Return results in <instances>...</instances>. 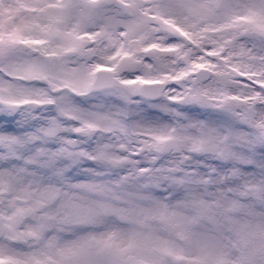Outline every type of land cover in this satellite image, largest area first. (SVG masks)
Segmentation results:
<instances>
[{
	"label": "rangeland",
	"instance_id": "1",
	"mask_svg": "<svg viewBox=\"0 0 264 264\" xmlns=\"http://www.w3.org/2000/svg\"><path fill=\"white\" fill-rule=\"evenodd\" d=\"M261 2L0 0V113L18 117L17 109L23 105L35 109L46 136L40 149L53 145L57 158L82 160V167L94 172L89 181L114 191L135 194L162 178L192 181L186 186L197 188L199 181L209 178L174 173V162L195 168L207 158L214 162L206 166L239 172L254 159L256 169L248 166L243 171L255 175H236L237 181L230 183L247 191L240 203L259 198L264 160L254 148L264 142L260 91L264 90V26L255 20L264 19ZM112 30L121 35L135 31L138 43L119 47L122 56L117 58L113 50L100 45V37ZM17 40L36 47L38 55L17 54ZM50 46L71 50L47 55L43 49ZM100 68L112 72L114 85L93 92L91 84ZM200 68L212 77L195 84L193 74ZM13 80L23 83L16 85ZM152 82L163 86L159 98L142 99L140 87ZM69 97H77V103ZM238 102L255 107L252 120L234 108ZM16 121L13 117L12 132L0 133V233L4 235L11 194L16 202L26 204V189L35 191L28 189L33 167L12 154ZM253 127L261 134H251ZM130 134L136 144L126 150L122 141ZM168 141L175 146L164 151ZM144 144L156 161H163L160 173L127 171L129 165L144 170L145 164L136 161L142 154L136 149ZM127 158L133 162L127 163ZM109 167H116L117 173L106 174ZM208 190L215 191L216 186L209 184ZM152 193L164 194L155 189ZM110 196L107 193L96 203L109 202ZM7 242L0 238V243Z\"/></svg>",
	"mask_w": 264,
	"mask_h": 264
},
{
	"label": "clouds",
	"instance_id": "2",
	"mask_svg": "<svg viewBox=\"0 0 264 264\" xmlns=\"http://www.w3.org/2000/svg\"><path fill=\"white\" fill-rule=\"evenodd\" d=\"M260 7L264 9V0ZM255 24L264 26V19H256ZM69 99L77 103V97ZM249 131L261 134L254 127ZM11 195L12 202L6 205L5 237L12 255L11 259L0 258V264H82L70 253L85 244L92 246L96 264H244L246 260L248 264H264V256L257 255L264 250V198L252 196L227 217L218 215L215 222L201 218L182 224L151 214L152 201L138 202L145 216L127 221L103 210L88 216L78 206L62 203L43 213L23 215L21 209L27 205L16 202V195ZM105 195L85 194L82 203L86 207L95 205ZM177 199L167 202L172 211L190 220L196 216L191 207L177 209ZM48 212L50 216L45 215ZM113 238L114 246L100 254L96 245Z\"/></svg>",
	"mask_w": 264,
	"mask_h": 264
},
{
	"label": "snow or ice",
	"instance_id": "3",
	"mask_svg": "<svg viewBox=\"0 0 264 264\" xmlns=\"http://www.w3.org/2000/svg\"><path fill=\"white\" fill-rule=\"evenodd\" d=\"M5 55L7 53H4ZM264 94V90H260ZM13 115L0 113V133H10L9 127L12 123ZM264 142L254 148V151L259 152L261 159L264 160ZM38 163L29 161V166L33 167L30 173L33 180L28 185V189L34 188L35 191L26 189L28 197L26 207L21 209L23 215H35L43 213L45 209H51L53 205L62 203L69 206H78L79 210L88 216H92L94 212L101 210L118 216L121 220L127 221L133 217H144L145 213L139 209L138 202L152 201L154 204L151 214L159 217L161 220H167L172 223L180 222L182 224L191 223L192 220L206 218L215 222L217 216L227 217L230 215L237 205L240 204V199L247 195V191L243 185L233 187L230 183V177L227 172L217 171L212 169L208 180L198 182L197 188L187 187L192 183L188 180H170L162 178V182L158 181L155 185H145L143 189L135 194L122 193L108 189L94 181H89L87 177L94 174L92 169L82 167V160H70L57 158L56 148L50 145L47 149H40ZM251 166L256 169L255 160H250L244 167ZM243 167V168H244ZM243 168L237 171H232V177L236 175L246 176L255 175V171L247 173ZM84 177L79 179L77 177ZM247 183V181H246ZM209 184L216 186L215 191H209ZM264 184V182H262ZM164 193L160 197H154L152 190ZM96 191L98 193H111L109 202H99L95 205L85 206L83 202L84 194ZM80 193V195H72V193ZM183 195H180V194ZM258 196L264 198V186L258 191ZM174 197L176 200V208L191 207L195 210L196 216L191 220L181 217L177 212L172 211L168 206V201ZM67 210V208H65ZM50 216L51 213H45ZM115 238L111 240L101 241L96 245L100 254L109 251L114 246ZM164 251V249H162ZM71 255L80 258L82 264H96L97 257L92 251V246L85 244L79 250H73ZM11 249L3 243H0V258L9 256L11 258ZM258 256H264V250L257 253ZM244 264H248L246 260Z\"/></svg>",
	"mask_w": 264,
	"mask_h": 264
},
{
	"label": "bare ground",
	"instance_id": "4",
	"mask_svg": "<svg viewBox=\"0 0 264 264\" xmlns=\"http://www.w3.org/2000/svg\"><path fill=\"white\" fill-rule=\"evenodd\" d=\"M116 30H112L108 33L103 34L100 37L101 46H107L111 50H113L114 55L116 57L122 56V53H119L118 48L124 47L125 44L128 42L129 44H136L138 43V40H135L136 33L135 31H128L123 33L122 35L119 34V32H115ZM166 33V32H162ZM127 43V44H128ZM127 46V45H126ZM36 47H33L29 44L23 45L22 42L16 41L14 42V50L17 54L19 53H26L27 55L32 56L35 58L38 55V51L35 49ZM81 48V46H80ZM71 50L69 47H67L65 50H61L60 48H54L53 46L46 47L43 49V52H48L51 54H56L57 56L60 55L63 51L68 52ZM177 50V49H176ZM178 54V53H175ZM18 111V117L16 123H14L15 131L13 135V157H15L18 160H21L23 164H28L30 160H37L39 157V152L37 150V146L41 148L46 143V136L42 129L39 128V122L40 119L38 117L37 112L35 109L30 107L29 105H23L17 109ZM122 144L125 146L126 150L132 149L133 145L136 144V139L133 135H127L126 138L122 141ZM137 154L142 152L140 157L137 158L136 161L142 162L145 164L144 170L139 169H133V167L126 168L127 171L141 174V173H147V174H153L155 172L160 173L161 164L163 161H156L155 158L151 156L152 149L149 150L148 144L142 145V147L137 148ZM131 153V152H130ZM132 154V153H131ZM128 159V158H127ZM196 159V158H192ZM203 159V158H201ZM197 160L196 162L201 163L202 160ZM133 162L131 159H128L127 163ZM211 165L212 162H214L212 159L207 161V158H205L203 165L192 167L191 165H187V168H183V166L179 165V162H174L172 164L171 170L174 171V173H178L185 176H197L202 179L209 178V174L211 173L212 169L211 166H206L207 164ZM197 164V163H196ZM205 165V166H204ZM123 167V166H122ZM111 171L106 172V174H113L117 173V168L113 169V167H109ZM220 172H227L229 174V177L233 181H237L238 178L232 177V172H228L225 170H217ZM4 224V223H3ZM2 225V224H1ZM4 228V226H2ZM6 238L4 234L0 233V238Z\"/></svg>",
	"mask_w": 264,
	"mask_h": 264
},
{
	"label": "water",
	"instance_id": "5",
	"mask_svg": "<svg viewBox=\"0 0 264 264\" xmlns=\"http://www.w3.org/2000/svg\"><path fill=\"white\" fill-rule=\"evenodd\" d=\"M211 75L212 74L209 71L205 69H199L194 73L196 84H200L202 82L207 81L211 77ZM113 84L114 80L111 72L109 70L100 69L97 72L95 79L91 85V90L94 92L101 91L112 87ZM161 90L162 86L158 83L144 84L141 86L139 94L140 97L143 99L156 100L159 97ZM235 107L240 113L250 118L251 120L256 115L254 108L244 103H238ZM172 146L173 144L171 142H168L165 145L164 149L169 150Z\"/></svg>",
	"mask_w": 264,
	"mask_h": 264
}]
</instances>
